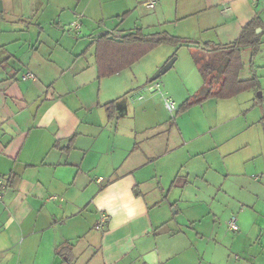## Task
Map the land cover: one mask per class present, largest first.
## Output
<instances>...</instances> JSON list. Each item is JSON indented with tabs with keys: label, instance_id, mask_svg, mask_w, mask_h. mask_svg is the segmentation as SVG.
<instances>
[{
	"label": "crops",
	"instance_id": "0c3cea01",
	"mask_svg": "<svg viewBox=\"0 0 264 264\" xmlns=\"http://www.w3.org/2000/svg\"><path fill=\"white\" fill-rule=\"evenodd\" d=\"M1 1L0 264H264V36L241 51L259 90L178 115L203 86L189 48L105 78L95 57L99 37L139 28L230 44L264 24V0Z\"/></svg>",
	"mask_w": 264,
	"mask_h": 264
},
{
	"label": "trees",
	"instance_id": "16d2710c",
	"mask_svg": "<svg viewBox=\"0 0 264 264\" xmlns=\"http://www.w3.org/2000/svg\"><path fill=\"white\" fill-rule=\"evenodd\" d=\"M262 28L260 34L256 33ZM264 36V24L254 18L246 24L238 38L227 45L213 43L200 44L192 39L179 38L166 32L145 34L142 29L116 39L109 34L99 37L96 43L95 57L99 78L110 77L130 68L151 51L162 45L185 46L191 51L193 61L203 78V86L197 95L186 100L177 111L183 113L191 107L201 105L205 100L215 98L226 100L249 90H259L256 77L242 81L239 74L243 69L241 51L245 48L258 50ZM109 114H126V101L120 99L108 103ZM60 254V247L56 249Z\"/></svg>",
	"mask_w": 264,
	"mask_h": 264
},
{
	"label": "built area",
	"instance_id": "2783aa9c",
	"mask_svg": "<svg viewBox=\"0 0 264 264\" xmlns=\"http://www.w3.org/2000/svg\"><path fill=\"white\" fill-rule=\"evenodd\" d=\"M148 6L153 7L154 3L150 2L148 4ZM71 29H73V30L79 29V24L77 22H74L71 25ZM22 79L23 80H35V76H34V74L27 73V74L22 76ZM155 86H156L157 90L161 91V87H162L161 83H157ZM165 106L171 114H174L176 107H175L174 101L171 98H165ZM8 189H9L8 181L6 180L5 177L0 176V200L3 198V196L5 195V193ZM108 220H109V217L106 214H102L99 221H98L96 228L99 231H104L107 228ZM228 226H229V229L232 230L233 232H236L239 230V226L237 224L236 219H232L229 222Z\"/></svg>",
	"mask_w": 264,
	"mask_h": 264
},
{
	"label": "rangeland",
	"instance_id": "374dc122",
	"mask_svg": "<svg viewBox=\"0 0 264 264\" xmlns=\"http://www.w3.org/2000/svg\"><path fill=\"white\" fill-rule=\"evenodd\" d=\"M170 46V47H169ZM176 48H174V46H172V45H163V46H160L156 51H153L151 54L152 55H149L148 57H147V59H145V61H143V62H148V60H151L150 62H152V63H154V62H156V60L159 58V57H153L154 56V54H157V52H162L163 50H165V48H174V50H176L177 48H178V46H175ZM170 52V51H169ZM181 53H182V51H181ZM166 55H164V57H165ZM175 56V55H174ZM173 56V57H174ZM151 58V59H150ZM159 60H161V58H159ZM162 78V77H161ZM161 78H159V80H161ZM176 116V115H175ZM234 182H232V184H233ZM192 196H193V194H191ZM202 198H205V199H207L208 200V197H206L205 195H203L202 193L201 194H199V199H202ZM258 212H261V209H258L257 210ZM179 216H180V214H179ZM232 219H236L235 217H233V218H231L230 220H229V222L232 220ZM236 221H237V219H236ZM229 222H228V224H229ZM237 224H239L238 222H237ZM239 226V225H238ZM243 233V232H242Z\"/></svg>",
	"mask_w": 264,
	"mask_h": 264
},
{
	"label": "water",
	"instance_id": "95a60500",
	"mask_svg": "<svg viewBox=\"0 0 264 264\" xmlns=\"http://www.w3.org/2000/svg\"><path fill=\"white\" fill-rule=\"evenodd\" d=\"M2 11V1L0 0V12ZM262 31L261 28L257 29V34H259ZM176 61V57L171 58L158 72L157 74L152 78V81H156L163 75H165L173 66L174 62ZM167 231V228H166Z\"/></svg>",
	"mask_w": 264,
	"mask_h": 264
}]
</instances>
